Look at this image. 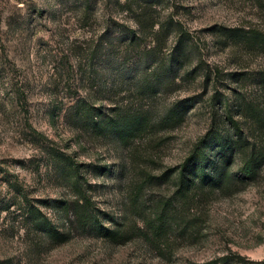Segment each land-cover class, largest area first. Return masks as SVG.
I'll return each instance as SVG.
<instances>
[{
	"label": "rangeland",
	"instance_id": "1",
	"mask_svg": "<svg viewBox=\"0 0 264 264\" xmlns=\"http://www.w3.org/2000/svg\"><path fill=\"white\" fill-rule=\"evenodd\" d=\"M251 23L264 0H0V264L264 262V157L254 178L188 198L161 178L228 133L220 99L246 152L264 151V50L233 36ZM230 155L235 177L244 154ZM82 194L119 235L80 225Z\"/></svg>",
	"mask_w": 264,
	"mask_h": 264
},
{
	"label": "trees",
	"instance_id": "2",
	"mask_svg": "<svg viewBox=\"0 0 264 264\" xmlns=\"http://www.w3.org/2000/svg\"><path fill=\"white\" fill-rule=\"evenodd\" d=\"M182 34L185 36L184 31ZM233 36H238L243 39L246 44L253 49L264 50V27L258 23H251L249 29L247 30L241 27L233 28ZM214 72L217 77L221 74L219 68H216ZM209 75L207 74V76ZM226 103L227 105L224 106L222 100L220 99L216 105L220 108V111L223 112V120H221L222 123L229 124V126L225 128L228 133L224 134L218 127L213 128L198 142L188 157H186L180 165L167 169L161 175V178L173 179L175 181L178 193L182 197L188 198L192 191L204 189L205 187H210L211 189H224L230 186L234 179H252L257 174V169L264 157L263 148L258 150L256 146L251 153L246 152V148L249 143L246 137L247 134L245 132L243 122L239 117H237V113L233 112L232 108L229 107L228 101ZM178 105L169 110L168 118L165 119L166 123L169 122V119H172V123L177 124L184 119L186 109L184 107H179ZM91 108L94 110V106ZM100 115L101 112H92V120L95 125L100 123ZM136 117L139 119V123L141 124L139 128L144 129L147 124L146 116L144 115L139 117V115H137ZM125 136L128 135H126L125 131H122V137L124 139L127 138ZM214 145L215 147L212 151H208V148ZM233 149H236L240 154H244L242 158V165L239 168L240 173L235 175V177H232L230 171L228 170V164L231 161L230 151ZM168 205L169 203L165 202L161 212L154 218L147 221L154 236H161L164 231L163 229L168 225ZM74 208L78 221L82 227H87L88 225L93 227L97 226L100 230H103L104 234L113 238H115L117 234L119 235L118 230H112L102 226L101 220L98 219L96 210L90 212V200L85 195L82 194L77 198V200H75ZM34 217H40L46 221L48 220L43 213H39V215H35L34 213ZM47 226L50 231L59 235L61 234L60 231L52 225V223L47 222ZM240 258L243 257L240 256ZM215 263V261H209L200 264ZM251 263L263 264L264 262L260 263L251 261Z\"/></svg>",
	"mask_w": 264,
	"mask_h": 264
}]
</instances>
